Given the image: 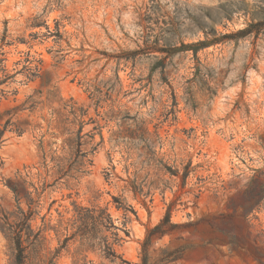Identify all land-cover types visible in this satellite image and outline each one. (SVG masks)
<instances>
[{"label": "rangeland", "instance_id": "1", "mask_svg": "<svg viewBox=\"0 0 264 264\" xmlns=\"http://www.w3.org/2000/svg\"><path fill=\"white\" fill-rule=\"evenodd\" d=\"M162 223L149 264H264V0H0V264Z\"/></svg>", "mask_w": 264, "mask_h": 264}, {"label": "trees", "instance_id": "2", "mask_svg": "<svg viewBox=\"0 0 264 264\" xmlns=\"http://www.w3.org/2000/svg\"><path fill=\"white\" fill-rule=\"evenodd\" d=\"M170 210L167 213L166 217V222L170 221ZM94 221V228L97 229L100 227L103 223L101 218H96L93 219ZM165 223V222H164ZM163 223L157 226L152 232H150L146 242L143 245V253H144V258H143V264H149V240L152 238V235L154 234V231L160 230L163 227ZM9 235L11 239L14 241L15 245V251H16V264H26L27 260V249L35 244V241L37 240L36 237L34 238L33 242H29V239L32 236V232L27 233L28 241L27 243L29 244L27 247L24 246V241H23V230L22 229H9ZM105 256L109 258L112 262H115L117 258H120L114 248L112 246H106L105 247Z\"/></svg>", "mask_w": 264, "mask_h": 264}]
</instances>
